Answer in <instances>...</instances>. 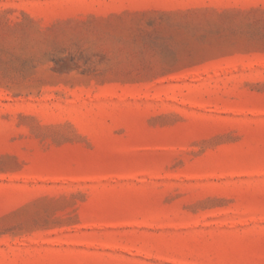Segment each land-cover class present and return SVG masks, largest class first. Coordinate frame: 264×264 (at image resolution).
I'll return each instance as SVG.
<instances>
[{
	"label": "rangeland",
	"instance_id": "obj_1",
	"mask_svg": "<svg viewBox=\"0 0 264 264\" xmlns=\"http://www.w3.org/2000/svg\"><path fill=\"white\" fill-rule=\"evenodd\" d=\"M0 264H264V0H0Z\"/></svg>",
	"mask_w": 264,
	"mask_h": 264
}]
</instances>
